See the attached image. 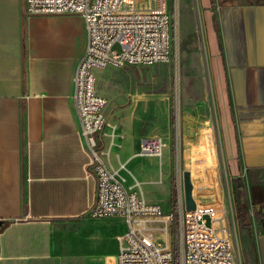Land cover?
Masks as SVG:
<instances>
[{
  "label": "crops",
  "instance_id": "crops-1",
  "mask_svg": "<svg viewBox=\"0 0 264 264\" xmlns=\"http://www.w3.org/2000/svg\"><path fill=\"white\" fill-rule=\"evenodd\" d=\"M201 5L222 163L235 191L237 182L244 184L250 219L243 236L250 238L255 263L264 264V218L252 193L264 188V0ZM87 40L81 16L27 17L25 0H0V264H117L125 220L87 215L96 182L73 102ZM107 118L100 142L107 149L114 139L103 160L114 169L133 167L140 156L136 142L140 149L151 136L143 137L129 119ZM196 142L185 136L187 148ZM206 171L210 183L196 198L221 201ZM168 194L165 214L174 209ZM143 195L162 207L160 195ZM163 225L155 224L162 245L171 240Z\"/></svg>",
  "mask_w": 264,
  "mask_h": 264
},
{
  "label": "built area",
  "instance_id": "built-area-1",
  "mask_svg": "<svg viewBox=\"0 0 264 264\" xmlns=\"http://www.w3.org/2000/svg\"><path fill=\"white\" fill-rule=\"evenodd\" d=\"M81 16L87 30V47L74 74V107L89 155L88 167L96 182L90 218L119 217L127 232L118 238L117 264H242L231 237L229 209L220 200L198 202L187 210L185 190L178 186L174 209L165 214L160 204L124 184L126 164L110 167L113 145L100 142L109 126L107 99L96 88L95 70L107 67L150 66L176 57V26L169 0H25V16ZM165 145L159 136L144 138L140 156L161 158ZM162 222L171 240L159 244L155 224Z\"/></svg>",
  "mask_w": 264,
  "mask_h": 264
},
{
  "label": "rangeland",
  "instance_id": "rangeland-1",
  "mask_svg": "<svg viewBox=\"0 0 264 264\" xmlns=\"http://www.w3.org/2000/svg\"><path fill=\"white\" fill-rule=\"evenodd\" d=\"M216 2L220 0H212ZM203 3L204 0H169L176 26L173 61L95 70L96 88L107 99L105 114L111 122L129 119L143 137L162 136L168 144V152L161 158L139 156L137 163L123 172L125 186L147 195H160L162 208L168 212L169 189L173 205L177 188L181 186L184 192V176L191 169L196 196L197 190L204 191L210 183L206 179L209 168L216 189L221 190L220 199L229 209L227 220L234 251L242 264H256L250 238L248 234L243 236V225L235 218L239 193L234 189L235 180L226 176L219 149ZM185 134L197 139L189 148L184 145ZM136 145L139 152L138 142Z\"/></svg>",
  "mask_w": 264,
  "mask_h": 264
},
{
  "label": "trees",
  "instance_id": "trees-1",
  "mask_svg": "<svg viewBox=\"0 0 264 264\" xmlns=\"http://www.w3.org/2000/svg\"><path fill=\"white\" fill-rule=\"evenodd\" d=\"M238 193L239 206L235 210V218L237 222L248 226L250 211L243 182L238 183ZM252 193L254 198L253 207L264 218V188H254Z\"/></svg>",
  "mask_w": 264,
  "mask_h": 264
},
{
  "label": "water",
  "instance_id": "water-1",
  "mask_svg": "<svg viewBox=\"0 0 264 264\" xmlns=\"http://www.w3.org/2000/svg\"><path fill=\"white\" fill-rule=\"evenodd\" d=\"M184 186H185L184 189H185L186 207H187V210H192L195 208V203L192 197L193 185L191 182V175L189 172L185 173Z\"/></svg>",
  "mask_w": 264,
  "mask_h": 264
},
{
  "label": "bare ground",
  "instance_id": "bare-ground-1",
  "mask_svg": "<svg viewBox=\"0 0 264 264\" xmlns=\"http://www.w3.org/2000/svg\"><path fill=\"white\" fill-rule=\"evenodd\" d=\"M165 145V144H164Z\"/></svg>",
  "mask_w": 264,
  "mask_h": 264
}]
</instances>
